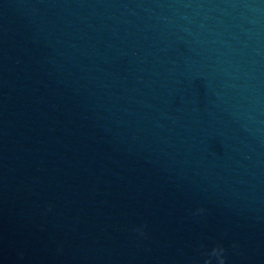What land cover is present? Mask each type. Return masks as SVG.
<instances>
[{
	"label": "water",
	"instance_id": "95a60500",
	"mask_svg": "<svg viewBox=\"0 0 264 264\" xmlns=\"http://www.w3.org/2000/svg\"><path fill=\"white\" fill-rule=\"evenodd\" d=\"M217 245L264 264V0H0V264Z\"/></svg>",
	"mask_w": 264,
	"mask_h": 264
},
{
	"label": "clouds",
	"instance_id": "9594fccd",
	"mask_svg": "<svg viewBox=\"0 0 264 264\" xmlns=\"http://www.w3.org/2000/svg\"><path fill=\"white\" fill-rule=\"evenodd\" d=\"M200 211H203L201 209ZM225 248L221 245H217L215 248L212 249V256H215L218 259V264H226V256L224 255Z\"/></svg>",
	"mask_w": 264,
	"mask_h": 264
}]
</instances>
